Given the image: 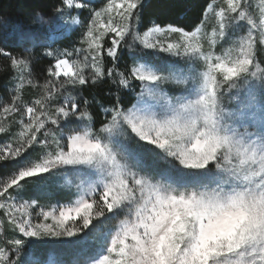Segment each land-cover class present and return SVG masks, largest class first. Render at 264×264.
Returning a JSON list of instances; mask_svg holds the SVG:
<instances>
[{"label":"snow or ice","instance_id":"snow-or-ice-1","mask_svg":"<svg viewBox=\"0 0 264 264\" xmlns=\"http://www.w3.org/2000/svg\"><path fill=\"white\" fill-rule=\"evenodd\" d=\"M146 7L60 0L50 23L67 15L83 29L81 47L43 49L51 63L42 83L32 49L0 47L14 81L0 103V166L17 165L0 177V264H66L30 257L37 245L82 244L98 228L76 264H264V0H207L188 26L143 27ZM83 9L86 23L72 15ZM125 49L138 53L122 70ZM105 82L106 101L91 91ZM26 87L39 94L25 100ZM156 153L166 168L148 163ZM67 169L81 177L68 203L46 210L20 198L30 179Z\"/></svg>","mask_w":264,"mask_h":264},{"label":"trees","instance_id":"trees-1","mask_svg":"<svg viewBox=\"0 0 264 264\" xmlns=\"http://www.w3.org/2000/svg\"><path fill=\"white\" fill-rule=\"evenodd\" d=\"M207 0H146L147 7L144 9V24L146 27L150 20H156L157 22H174L182 26L191 25L197 21L203 6ZM60 5V0H0V47L6 48L11 51L14 55L27 54L25 48L32 49L33 56V78L40 80L42 83L45 78V69L51 61L43 57L41 52L45 48H51L53 50H63L65 48L71 50L73 47H81L79 43L80 35L83 29L78 27L75 31L71 30L68 34H64L59 37L54 43L51 44V39L57 30L54 28V23H50L53 17L56 15L55 8ZM96 8L102 6V3H94ZM78 15L79 18L85 23L89 19V11L81 10ZM43 17L41 20L40 17ZM35 21V25L33 22ZM74 29V28H73ZM34 33L38 37H42V42L36 46H33L31 42L25 41L21 44L18 41V36L21 34ZM132 59L129 56L128 49H125L121 53L120 67L123 70L126 66H130ZM108 61L106 59V65ZM10 61L7 57L0 56V103H5L11 96V89L14 86L12 79L13 71L9 67ZM109 85L107 82L100 85L96 89L91 91L97 95L98 99H104V92L108 89ZM113 91L115 89H112ZM39 94L38 89L25 88L24 99L29 100ZM85 96H89V92L84 93ZM90 98V96H89ZM126 100L131 103L135 102V94H127ZM96 127H99L100 121L103 120V115L96 114ZM13 132L18 131V127L13 124ZM7 137L3 136L0 138V143H3ZM40 150L30 152L28 154L29 159H25L23 162H29L38 159ZM17 166L15 163H8L4 166H0V177L7 176L12 173L13 167ZM35 181V179H32ZM36 185H40L36 183ZM29 194L28 191L24 195ZM30 195V194H29ZM62 196V195H61ZM111 225L114 224L115 220H111ZM97 231V230H96ZM94 231L88 237L87 241L89 247L85 249V256H87L92 249L95 247L94 241H98V234ZM40 246V247H38ZM36 246L37 251L35 258L39 261L48 259L52 247L53 254H55V261H64L66 264H74L76 261L83 262V257L76 258V252L67 254L62 253L60 245L49 246V245H38Z\"/></svg>","mask_w":264,"mask_h":264},{"label":"rangeland","instance_id":"rangeland-1","mask_svg":"<svg viewBox=\"0 0 264 264\" xmlns=\"http://www.w3.org/2000/svg\"><path fill=\"white\" fill-rule=\"evenodd\" d=\"M96 2L103 3V0H90L91 7L96 8L94 6V3ZM259 4H260V0H253L254 6H258ZM80 11L81 10H78L77 12H73L72 15L78 16L74 14H77ZM68 19L69 17L65 15L62 20L53 22L55 25L54 28L57 30V32L54 33L51 39V44L54 43L59 37L63 36L64 34H68L71 30H73V28L76 29L79 27L78 25H75V24H66L65 22ZM213 23L214 21L210 17L208 21V24H209V28L207 29L208 31H210V26ZM161 39H163V37ZM128 51H129V56L131 59H132V55L138 53V49L128 50ZM144 55L147 56L149 59L152 58V54L150 51H146ZM131 64H132V61H131ZM229 106L235 107L236 106L235 102L233 101ZM1 137L2 135H0V138ZM131 143L133 146L135 145V138H132ZM159 156H160L159 153H156L155 156H149L148 163L158 169H164L167 167V164L165 161L161 160ZM27 159H29L28 154H26V160ZM23 163H26V162H23ZM16 168L17 166L13 167L12 172L15 171ZM80 179H81L80 175L72 169H67L64 171H57L51 175L45 174V177L42 180L33 181L32 179H30L29 182L25 184L23 191L20 193V198L25 199V200L37 199L40 201L41 205H43L45 209L47 210L49 206L51 205H56L57 203L65 204L71 201L72 199H74L75 194H76V185L79 183ZM39 182H40V185H36V183H39ZM26 191H28L30 195L29 194L24 195ZM121 218H123L122 215H121ZM111 222L112 221H109L108 223L111 224ZM115 223H116V220L114 221V224ZM95 234H98V238H100L101 229L98 228ZM60 246H61L60 249L62 250L61 251L62 253L67 254V252H71V253L76 252L75 253L76 258L83 257V255L86 258L84 252H85L86 247H89V243L86 240L82 244H63ZM53 249L54 248L52 247L47 257L48 259L55 262V256H54L55 254H53L52 252ZM33 258L35 257H30V259H33Z\"/></svg>","mask_w":264,"mask_h":264}]
</instances>
